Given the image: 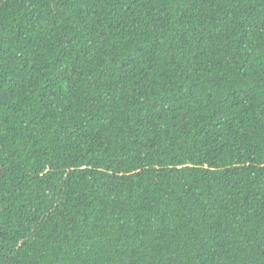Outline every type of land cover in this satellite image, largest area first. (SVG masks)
<instances>
[{
  "label": "trees",
  "instance_id": "obj_1",
  "mask_svg": "<svg viewBox=\"0 0 264 264\" xmlns=\"http://www.w3.org/2000/svg\"><path fill=\"white\" fill-rule=\"evenodd\" d=\"M0 264H264V0H0Z\"/></svg>",
  "mask_w": 264,
  "mask_h": 264
}]
</instances>
